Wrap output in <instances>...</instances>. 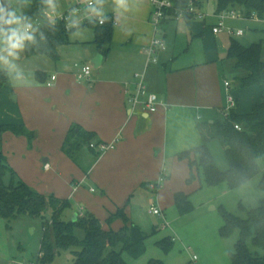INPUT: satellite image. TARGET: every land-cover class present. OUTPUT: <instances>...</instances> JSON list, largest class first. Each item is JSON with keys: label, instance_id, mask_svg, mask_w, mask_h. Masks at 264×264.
<instances>
[{"label": "crops", "instance_id": "crops-1", "mask_svg": "<svg viewBox=\"0 0 264 264\" xmlns=\"http://www.w3.org/2000/svg\"><path fill=\"white\" fill-rule=\"evenodd\" d=\"M100 3L103 4L101 16L90 12L78 24L68 21V28L73 29L69 44L58 48L53 72L37 70L34 82L16 87L7 78L8 84L0 89V104H4L0 126L23 125L34 134V139L29 144L24 136L4 132L0 134V141L4 144L2 153L8 165L24 183L35 182L34 178L57 180L59 187L52 190L57 196L50 195L76 202L78 190L87 186L91 193H98L97 201L106 206L110 216L118 208L128 206L139 191L156 192L151 186L158 183L162 172L167 179L166 189L173 194L182 192L176 190L182 189L181 182L190 172L187 161L177 159V155L201 145L197 126L213 123L225 109L228 93L236 95L230 84L225 87L223 71L228 59L223 56L228 48L218 37L224 33L214 35L213 27L206 28L205 12H201L205 15L202 21L184 18L187 28H163L162 36L157 37L159 30L150 23L151 9L147 2L105 0ZM53 9L49 14L53 15ZM216 15L214 12L213 18ZM98 19L108 20L111 26L110 45L105 55L93 43L94 28L84 26L86 22L97 26ZM87 29L93 37L70 40L73 33ZM154 38L163 40L166 50L157 54V63L148 64L144 51ZM97 57L101 60L95 67L93 61ZM76 64L92 66L89 82L76 80ZM230 66L234 69V61ZM53 76L55 81L51 82ZM139 82L161 104L153 114L128 104ZM234 85L237 88L238 83ZM257 89L261 90L249 91ZM3 90L14 95L12 102L3 101ZM259 96L264 99V93ZM74 126L90 134L92 143H113L114 148L99 155L80 148L70 158L62 147ZM215 142L207 145L212 158L218 153ZM67 183L68 195L57 192ZM68 214L71 218L73 214L82 216L84 210L76 213L72 209Z\"/></svg>", "mask_w": 264, "mask_h": 264}, {"label": "trees", "instance_id": "trees-1", "mask_svg": "<svg viewBox=\"0 0 264 264\" xmlns=\"http://www.w3.org/2000/svg\"><path fill=\"white\" fill-rule=\"evenodd\" d=\"M188 0H175V7L185 8ZM207 0H193L200 7ZM215 13L235 11L245 20L256 18L264 20V0H215ZM19 9V24H27L34 20L40 21V26L30 35L31 40H25L23 53L25 57L42 55L52 62L58 60V48L69 44L68 38L73 29L68 28L64 21L54 24L49 22V11L54 7L55 0H16ZM191 16H185V20ZM86 27L94 28V41L101 55L109 49L111 26L108 20L103 25L95 26L93 22H86ZM226 59L234 61V69L243 72L237 80L238 90H252L264 87V62L261 60L260 44L244 46L235 40H230ZM40 74L37 73L36 77ZM7 82L6 73L0 74V88ZM232 95V94H231ZM233 96V95H232ZM234 97V96H233ZM235 106L224 117L221 114L213 123H203L197 126L201 138V145L177 155V159L186 160L189 168L187 183L193 179V169L201 168L204 183L215 186L222 182L228 188L235 189L252 179L259 173L258 160L264 157V99L253 103L246 114H237L238 100ZM223 113V112H222ZM238 126L240 130L234 127ZM11 132L15 136H24L29 144L34 139V134L28 132L23 125H1L0 134ZM218 141L223 148L228 169L220 172L209 150L208 143ZM92 136L78 127H71L62 147L63 151L73 158L74 154L83 145L89 151L95 152L90 145ZM98 154V153H97ZM99 155V154H98ZM9 174L13 178L15 173L8 165L5 157L0 152V216L12 221L19 217L40 219L42 237L40 241L37 264H50L60 251L71 250L73 264H126L122 253L133 259L141 257L145 251V241L150 233H155L153 228L150 233L144 232L139 226L130 222L125 215V207L118 208L109 216L121 220L123 226L114 231L111 228L103 229L100 221L92 214L84 213L77 216L75 221L66 218V211L71 209L67 200L58 199L53 195L39 194L20 180L5 185L4 177ZM259 189L264 193V174L259 180ZM174 205L180 215L191 212L192 206L189 196L183 192L173 194ZM49 215L46 218V215ZM223 221L219 229L221 237L231 235L238 231L239 240L234 251L230 254L231 264H264V256H252L245 241L250 239L254 248L264 250V198L259 201L255 209L246 210V218L241 219L220 208ZM68 217H70L68 215ZM83 231L84 236L78 239L75 230ZM156 245L165 253L169 252L173 239L166 237ZM148 264H163L157 260H150Z\"/></svg>", "mask_w": 264, "mask_h": 264}, {"label": "rangeland", "instance_id": "rangeland-1", "mask_svg": "<svg viewBox=\"0 0 264 264\" xmlns=\"http://www.w3.org/2000/svg\"><path fill=\"white\" fill-rule=\"evenodd\" d=\"M142 1L147 2L151 9L150 23H152L154 10L148 0ZM192 3L193 6H197L193 0ZM13 5L19 17L16 0H14ZM200 6L202 8L199 9V12H205L207 15L205 20L206 28L210 29L211 27L218 26L219 21L213 18V13L216 10V1L207 0L200 4ZM102 8V3H96L90 9L81 7L79 9L76 4L71 3L69 0H55L53 15L55 17H67L68 21L70 20L78 24L90 12L94 16H101ZM194 20L196 22L202 21L197 17ZM66 23L68 25V22ZM165 23L168 24L165 25ZM25 25L16 24L14 28L24 30ZM151 25L154 26L153 23ZM177 26L179 29L187 28L185 20L180 19L178 23L174 20L164 21L157 29L159 31L167 27L175 29ZM223 27L224 29L233 31L240 30L243 32V36L241 37H230L226 33L218 35L219 39L223 40L227 48L230 40H235L244 46L260 44L261 60L264 62V20H245L240 16L235 20L227 18L223 21ZM159 31L157 37H161V34H163L162 31ZM90 37H93V33L87 29L82 32L73 33L70 36V40ZM231 63L233 61L229 59L224 65V71L222 70L224 79L231 85V91L238 98L239 106L235 109V112L237 114L241 113V115L246 114L250 111L252 103L261 101L259 95L264 93V87L261 90L257 89L253 92L240 91L235 88L234 84L237 83V79L243 75V72L232 69L230 66ZM44 69L48 72H53V62L50 59L40 55L25 57L23 55V48L16 50V56L14 58L8 55L6 41L4 39L0 41V74L3 72L7 73L8 81L12 87L34 82L36 71ZM7 84H4L1 88H4ZM46 87L49 86L46 85ZM2 94L4 102H12V96L14 95L10 92L5 94L4 90ZM3 107L4 104H0V113ZM2 115L0 114V117ZM215 144L217 145L218 153H215L213 158L219 171L225 172L228 169V165L223 148L219 142L216 141ZM3 148L4 144L0 141L1 153ZM81 148L84 151L88 150L85 145ZM258 168L259 173L255 177L235 189L228 188L224 182L208 187L204 183L202 169L194 168L192 171L194 179L190 183H187V179L189 178L188 173L186 180L181 182L182 185L180 187L182 189L176 190L188 195L192 206L191 212L183 216L178 213L174 205L173 193H170L166 189V178H164L163 182L159 183V187L156 189L157 194L150 189L139 191L130 199V203L125 211L126 215L130 219V222L139 225L144 232L150 233L151 228H154L155 233H150L146 239L144 245L145 251L141 257L133 259L126 253H122L124 262L126 264H148L150 260H157L163 264H231L230 254L234 251L235 244L239 240V233L238 231H233L228 237L223 238L220 236L219 229L223 224L220 208L225 209L235 217L245 219L246 210L258 207L259 201L264 198V193H262L258 186L259 180L262 174H264V157L258 160ZM34 179L35 182L28 181L24 183L18 175L15 174L13 178L7 174L3 182L5 185H9L11 182L16 183L17 180H20L39 194H54V196H57L56 192L52 191L56 190V187H59L57 180ZM174 179L176 183V175ZM60 189L57 192L66 195L70 191L68 183L62 185L61 192ZM97 195L98 193H91L89 187H81L77 193V202L74 199L67 200L71 205L70 210L75 209L77 213L79 209H82L84 213L92 214L95 218H98L103 228H111L115 231L119 230L123 226L122 221L118 219L108 220L109 216L105 211L106 206L101 205L97 201ZM155 204L162 209L163 218L148 214L151 205ZM69 211L65 213L67 219H71V217H68ZM48 217L49 215L47 214L46 218ZM164 222L167 224V227H164ZM75 235L78 239H82L84 233L82 230L76 229ZM41 237L42 225L40 219L19 217L9 222L0 216V264H37ZM166 237L173 239V245L167 253L163 252L156 245L158 241ZM245 244L252 256H264V250L254 248L250 239H247ZM50 264H73L71 250L60 251Z\"/></svg>", "mask_w": 264, "mask_h": 264}, {"label": "built area", "instance_id": "built-area-1", "mask_svg": "<svg viewBox=\"0 0 264 264\" xmlns=\"http://www.w3.org/2000/svg\"><path fill=\"white\" fill-rule=\"evenodd\" d=\"M71 3L76 4V6L80 9L92 8L96 3H100L102 0H69ZM153 8V15H152V23L154 27H158L164 21L174 20L179 21L180 19H184L185 16L189 15L191 18H205V15L199 12V7L193 6L192 0L187 1V5L185 8H178L175 7V0H148ZM241 17L239 13L235 11H224L216 15V19L219 21L218 26L212 28V33L214 35H218L221 33H226L230 37H241L243 36L242 31H233L224 29L223 21L227 18L230 19H237ZM49 22L54 24L57 21H64L65 23L68 22L67 17H55L54 15L49 14ZM256 19V18H253ZM106 19H98L97 24L103 25ZM67 24V23H66ZM111 24L116 25L115 22H111ZM39 20H34L29 22L25 25V29L29 35L33 33L35 29L40 26ZM68 26V25H67ZM166 50V45L163 40L154 38L150 45L145 49L144 53L146 55L147 63H157V54L160 52H164ZM75 68L77 69L76 73V80L78 82H89L91 79L92 73V66L89 64H76ZM135 78H139L138 75H135ZM55 81V77H51V82ZM225 87H229V83L225 82ZM128 104L133 107H141L144 111L148 114H153L157 111V109L161 106L158 98L156 95L148 93L144 84L139 82L135 85L133 93L128 98ZM235 106V99L234 97L228 93L226 97V107L223 110V115L226 117L230 110L233 109ZM236 130H240L238 126L234 127ZM90 148L94 149L98 154H103L107 151H110L114 148V144H98L96 146L90 145ZM48 165L44 166V169H47ZM165 178L164 172L161 173L158 183L152 185V189H157L159 187V183L163 182ZM149 214L153 216H157L159 218H163L162 211L155 205H151L149 209ZM165 223V222H164ZM164 227H167V224H164ZM195 259V257H194Z\"/></svg>", "mask_w": 264, "mask_h": 264}, {"label": "clouds", "instance_id": "clouds-1", "mask_svg": "<svg viewBox=\"0 0 264 264\" xmlns=\"http://www.w3.org/2000/svg\"><path fill=\"white\" fill-rule=\"evenodd\" d=\"M14 0H0V41L3 37L7 36V52L9 56L15 58L16 50L22 49L25 40H31L32 37L26 30L9 28L8 32H5L4 25H16L20 23L17 10L6 8L5 5H13Z\"/></svg>", "mask_w": 264, "mask_h": 264}, {"label": "water", "instance_id": "water-1", "mask_svg": "<svg viewBox=\"0 0 264 264\" xmlns=\"http://www.w3.org/2000/svg\"><path fill=\"white\" fill-rule=\"evenodd\" d=\"M5 7H6V8L14 9V5L9 6V5L6 4ZM14 26H15V25H11V26H9V25H4L3 27H4V29H5V32L7 33L8 30H9V28H10V27H11V28H14ZM3 39H4L5 41H7V36L5 35V36L3 37ZM100 60H101V57H97L96 60L93 61V64L95 65V67H98V63H100ZM76 218H77V215L74 214V215L72 216L71 220H72V221H75Z\"/></svg>", "mask_w": 264, "mask_h": 264}]
</instances>
